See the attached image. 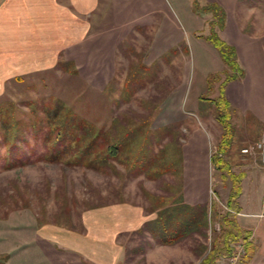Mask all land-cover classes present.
<instances>
[{"label":"rangeland","instance_id":"obj_1","mask_svg":"<svg viewBox=\"0 0 264 264\" xmlns=\"http://www.w3.org/2000/svg\"><path fill=\"white\" fill-rule=\"evenodd\" d=\"M165 1L186 31L184 42L177 47L180 50L188 48V55L181 51L169 62L161 57L147 65L146 52L157 27L155 24L153 28L135 30L121 44L116 77L103 93L65 74L59 79L44 80L37 89L27 88V85L18 90L17 96L9 94L0 99V264H10V260L21 253L19 250L8 254L16 242H23L28 237L27 232H32L34 226L55 223L82 230V216L89 208L126 201L148 212L155 209L160 196H169L170 192L175 196L173 199L179 198L183 175L180 161L186 141L195 128L209 139L210 156L217 151L224 130L212 100L219 97L220 83L228 69L207 38L217 31L214 26L219 22L216 23L213 13L205 11L204 0ZM236 13L243 31L256 37L264 35V0H239ZM207 48L214 55L207 52ZM260 59L254 77L260 99L264 101V54ZM242 70L237 82L246 77L244 68ZM127 81H131L129 90L126 89ZM48 98L53 100L51 104L45 102ZM177 100L178 103L180 100L178 107ZM167 102L169 105L174 103L170 112L178 120L156 130L168 137L152 135L157 138L151 140L154 144L150 150L162 164L171 160L175 164L174 172L150 178L132 167L143 149L142 133L150 136L153 132L149 129L163 125L161 114L166 110ZM58 103L96 130L114 129L111 143H116L127 131L135 135L123 142L117 159H111L106 151L100 154L107 157L103 165H79L83 148H75L76 143L69 141L67 144L71 147L61 154L64 147L55 138L56 134L49 136L58 122L53 117ZM232 112L233 135L227 159L234 172L246 173V190L258 186L260 192L264 191V164L241 154L244 146L256 143L262 137L264 122L255 117L240 118L236 109ZM76 132L78 134L80 130L76 129ZM86 144L83 142L81 146ZM11 147H16L17 153L11 154ZM54 151L61 154V160H49ZM230 189V179L211 165L208 204H213V209L208 238L196 236L173 246H164L149 234H128L120 240L126 247V259L122 264H200L205 257L203 244L209 247L215 230L220 229L218 219L227 210ZM152 213L157 216L156 212ZM253 254L242 264H249ZM261 259L263 263L258 264H264V254L257 255L255 261Z\"/></svg>","mask_w":264,"mask_h":264},{"label":"crops","instance_id":"obj_2","mask_svg":"<svg viewBox=\"0 0 264 264\" xmlns=\"http://www.w3.org/2000/svg\"><path fill=\"white\" fill-rule=\"evenodd\" d=\"M204 2L218 4L226 11V27L221 34L235 47L246 72L244 79L227 85V100L232 110H238V117L264 122V101L254 77L264 54V35L256 37L243 31L236 13L239 0ZM155 24L146 52L147 65L185 39V29L165 0H0V99L9 94L17 96L27 85L37 89L44 80L65 74L103 93L116 77L120 45L136 28H153ZM206 51L214 55L212 50ZM167 103L161 114L163 125L148 130L153 134L178 120L170 112L174 103ZM208 142L195 128L183 149L182 195L191 206L209 201L212 164ZM246 181L237 220L251 232L254 256L249 264H258L263 261H255L257 255L264 254V191L258 186L246 190ZM155 218L154 213L126 201L89 208L82 216V230L55 223L34 226L28 237L9 251L21 250L10 264H122L126 247L121 237L138 232Z\"/></svg>","mask_w":264,"mask_h":264},{"label":"trees","instance_id":"obj_3","mask_svg":"<svg viewBox=\"0 0 264 264\" xmlns=\"http://www.w3.org/2000/svg\"><path fill=\"white\" fill-rule=\"evenodd\" d=\"M242 1L243 0H240V2ZM205 11L213 13L216 18L215 20H217L216 23L219 22L218 25L216 24L214 26L217 28V31L212 32L207 40L218 50L228 69L226 77L220 83L219 97L212 100L218 109L217 119L222 125L224 131L217 146V151L211 156V164L222 175H226L230 179L231 189L226 202L227 210L224 214H221L218 219V224L220 226L219 231L215 230L209 247L204 244L203 247L201 246L205 257L200 263L218 264L220 258L231 254L232 244L235 242L241 240L244 241L246 246L245 260L249 259L250 255L253 253V249L250 243L251 232L242 228L237 220V215L241 212L239 199L243 193L242 182L246 178V173L234 172L231 161L227 159L231 149L230 144L233 129L231 125L232 107L226 98V87L229 83L236 81L243 73V70L239 63L235 47L220 36V32L226 27L225 10L218 4L209 3L205 7ZM136 30H142V28H136ZM244 32L248 33L247 30H244ZM183 48L180 50L179 47H175L169 50L162 56V60L169 62L173 56L178 55L181 51L188 55V48ZM130 83L131 81L126 82L127 90H129ZM45 102L51 104L53 100L48 98L45 99ZM53 117H56L58 122L54 124L55 126L53 127L55 128L49 132V136L51 137L56 134L55 138L62 143L64 148L61 151V154L65 153V150L71 147L67 144L69 141L75 142V148L84 149L83 154L80 156L77 163L79 165L84 164L88 167H94L106 163L107 157L100 155L106 151H108L111 159H117L120 155V149L123 142H126L135 135L133 132L127 131L123 133L122 136L118 137L116 143L114 141L111 143V133L114 129H112V131L96 130L92 125L85 120L78 118L71 110L66 109L60 103H58ZM76 129H79L80 133L78 132L77 134ZM152 135H164L168 137L165 133H156L151 134L150 136L145 135L146 138L142 135V140L144 142L143 149L137 154L135 158L136 162L133 163L132 168L137 169L141 173H146L150 178H158V176L161 177L165 174L174 172L173 166L175 164L171 160L162 164L161 159L150 150L151 146L154 144L151 140L157 138ZM138 137H140V134L136 136V139ZM83 142H87L85 147L81 146V143ZM10 152L11 154L12 152L17 153V148L11 147ZM61 154L54 151V154L49 160L54 162H56V160H61ZM23 155L28 158L25 153H23ZM92 156L93 159H90ZM12 158L15 160V156H12ZM16 160L19 161L17 157ZM181 162L182 160L180 163ZM6 168H11V166H6ZM173 197L175 196L163 195L158 197L155 209L148 210V212H156V218L147 222L144 227L136 233L149 234L153 239L157 240L160 245L164 246H173L189 239H193L196 236L203 239L208 238L207 231L209 230L210 212L213 209V204L211 206H209V204L191 206L184 202L183 195L179 198L173 199ZM168 200H170V203L167 202Z\"/></svg>","mask_w":264,"mask_h":264},{"label":"built area","instance_id":"obj_4","mask_svg":"<svg viewBox=\"0 0 264 264\" xmlns=\"http://www.w3.org/2000/svg\"><path fill=\"white\" fill-rule=\"evenodd\" d=\"M244 157L260 160L264 164V134L253 144L244 146L241 149ZM246 257V246L244 241L232 244V252L229 256L222 257L220 264H242Z\"/></svg>","mask_w":264,"mask_h":264}]
</instances>
